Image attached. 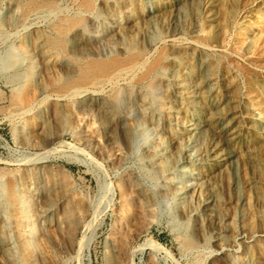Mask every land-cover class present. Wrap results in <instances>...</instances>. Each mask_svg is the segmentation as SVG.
<instances>
[{"label": "bare ground", "instance_id": "obj_1", "mask_svg": "<svg viewBox=\"0 0 264 264\" xmlns=\"http://www.w3.org/2000/svg\"><path fill=\"white\" fill-rule=\"evenodd\" d=\"M159 6L160 3L153 8L137 11L134 15L140 18L148 12L157 11ZM43 9L54 10L55 3L47 0H30L18 20L21 18L24 20L30 14ZM215 12H207L205 17L198 16L199 27L201 28L206 20L216 23L219 15ZM164 15L167 16V14ZM130 16L128 11H124L121 22L123 25H118L111 12H98L95 8V0H85L76 14L60 15L49 30L33 27L26 32L18 45L23 57L19 58L13 54L10 56L7 65L9 64V67L13 69L10 76L13 86L8 112L10 116L18 117L23 121L21 134H24L28 145L44 147L46 150L43 153L34 154L35 156L30 159L18 160L14 163L4 162L13 167H4L0 170V264H86L85 253L89 251L93 241V237L88 235L90 223L88 224L86 219L92 206L88 195L86 196L79 190L80 188L75 186L76 183L73 184L66 178L67 175H64L65 168L59 163L60 148L52 144L64 131H72L79 125L75 126L76 121L81 118L80 112L90 116L98 111L107 113L108 123L99 121L100 124L94 120L100 125L93 131L82 130V137L79 138H84V141L91 143L94 137L104 132L107 143H116L124 151L131 150L138 138L139 129L135 118H131V111L133 104L139 101L143 119L156 117L154 124L157 126L154 130L158 131L157 137L153 136L154 138H151L145 147L144 154L153 169L160 175L159 192L162 195L177 197L179 211H176V217L181 219V213L185 215V218L179 222L181 224L179 229L186 247L188 249L198 247V240L190 233L191 225L196 223L201 231V240L206 243L214 241L217 244L218 249H215L212 254L210 264H264V219L257 218L250 223L249 219L247 221L249 216L246 213V206L250 204L249 194L248 196L238 194L235 201L233 200L234 212L229 213L223 222L219 220L220 206L223 202L206 195L212 186L207 172L210 167L206 166L219 164L226 159H221L223 155L227 158L232 157V166L238 165L240 158L234 150L222 147L219 158L216 155L213 156L211 153L215 150L211 149V137L206 150L208 154L197 159L192 153L203 125L197 121L201 117L199 108H204L201 103L211 109L213 107L210 112L212 120L208 125L209 129L212 127L218 129L220 137L230 135L223 139L233 143V140L237 139L242 132L240 125L243 122L244 113L241 111L240 104L232 105L233 100L225 97L227 95L222 93L223 88L220 86L222 83L220 84V79L212 69L213 61L209 51L213 50L214 44L212 46L205 42L196 44L195 50L199 53L200 49L202 54L195 59V63L199 61L202 70L200 68L198 71L192 70L190 65L186 64L189 61L184 63L182 59L177 61L175 56L171 58L180 66V69L175 68L170 71L167 76L168 85L173 88L174 95L179 96L180 99L168 105L165 102L166 99L163 100L161 97L160 68L157 64L147 66L148 52L144 50L133 52L123 46L118 50L116 46H113L116 40L122 39L126 34ZM92 19L95 21L92 24L98 28L105 27L106 33L98 32L97 29L91 30L89 23ZM213 26L210 40L215 41L223 33L224 25L219 23ZM181 37L174 36L173 40L177 42ZM193 80L196 81L195 84ZM244 82L252 100L260 97L259 92L257 93V81L253 77L246 75ZM226 83L225 90H228L231 82L227 79ZM231 86H237V83L233 82ZM136 87L140 90H136ZM149 95L154 100L152 113L147 107L150 102L147 100ZM198 97L202 99V102L196 101L195 98ZM258 101H260L259 98ZM227 119L228 121L225 122ZM220 142L222 139L218 141ZM99 143L96 147L98 152L103 153L105 145ZM251 149L253 148L248 149L247 152ZM120 159L121 155L116 157V160ZM213 160L217 162L210 163ZM0 161L3 163L2 160ZM184 179L187 181H183ZM109 187L110 184L106 186L105 192L110 194V200L118 199L119 210L116 213L112 234L106 240L105 263L135 264V258L139 252L144 251L148 246L152 248L161 246L156 242L145 241L139 244L137 249L130 248L137 231L135 225L138 226L142 221L140 225L145 228L144 222L150 221V218L152 219L156 214L153 191L136 172L129 170L117 174L112 181V189ZM194 199L200 202L201 208L189 206L188 203ZM258 199L259 202L264 203L263 196ZM208 223L216 224L215 229L207 231L205 228L209 226ZM258 224L261 225L260 229L256 227ZM148 264H157V261L155 258H150Z\"/></svg>", "mask_w": 264, "mask_h": 264}, {"label": "rangeland", "instance_id": "obj_2", "mask_svg": "<svg viewBox=\"0 0 264 264\" xmlns=\"http://www.w3.org/2000/svg\"><path fill=\"white\" fill-rule=\"evenodd\" d=\"M29 1L30 0H0V160L3 161V163L0 161V170L4 167H13L4 162L14 163L18 162V160H24L28 158L30 159L36 154L43 153L46 150L44 147H33L28 145L27 141L24 139V134H21L23 121L20 118L18 119V117L10 116L8 112V106L10 105L11 100V90L13 86V82L10 80L13 69L12 67H9V64L7 65V63H9L10 56L13 54L19 58L23 57L22 52L18 49V45L19 40L24 34H26V32H29L33 27H40L49 30L52 23L56 21L60 15L76 14L79 6L85 0H47L55 3L54 10L43 9L39 12L30 14L28 18L26 17L24 20H21L22 18L18 20L19 16L21 17L22 13H24V8ZM247 1L95 0L96 10L98 12H111L113 16H115L118 25H123L121 22L123 21L124 11H128V14L131 15L129 20L130 22H128L129 28L127 32H125L126 34H124L123 38L120 39L121 41L116 40V44L113 46H116L118 50L123 46L125 49L131 50L133 52H137L138 50H144L148 52L149 64L147 66L157 64L160 68L159 72L160 75H162V78L160 79L162 80L161 97L163 100L166 99L165 102L168 105L172 101L175 100L178 102L180 99L179 96L174 95L173 88L168 85L169 79H167V76H169L168 74H170V71L175 68L180 69V66L171 58L175 56L177 61H181L182 59L184 60V63L189 61L186 64L188 66L190 65L189 67L192 70L194 69L198 71L201 69V67L199 61H196L195 63V59L200 57L202 51L199 49V53H197L195 50V47L197 46L196 44L201 42H205L211 46L214 44L212 46L213 50L209 51V53L211 55V61H213L212 69L215 75L217 74L216 76L220 79V84L222 83V85H220L223 88L222 93L227 95L225 96L226 98L228 97L230 100H233V102H231L232 105L239 103L241 111L244 113L243 122L241 121L242 124L240 125L242 132L237 139L233 140V143H229L227 139L223 138L230 137V135L220 137L217 132L218 129L213 127L210 128L211 131L209 129L208 123L212 120L210 112L213 107L211 109L209 106H206V104L201 103L204 108H199V114H201V117L197 119V121L201 122L203 125L201 133L198 137V141L192 150L195 158L199 159L202 157V155L205 156V154L209 153L206 150L210 137L212 138V142L210 144L211 149L215 150V152H210L213 154V156L216 155V157L218 156L219 158L222 153V148H226L227 150H234L237 156L240 158V163L238 165L232 166V157L227 158L226 155H223L221 159H226L220 161V165L217 164L213 166H206L210 167L207 172L209 173L212 181V186H210L209 190L207 191L208 194L206 195H210L215 200L219 199V201L223 202H220L221 217L219 220H222L221 222L226 219L225 217H227L229 213L231 214L234 212L233 210H235V205H233V200L235 201L238 194L246 196L249 194L248 199H250L251 205L248 203L246 206V213L247 216H249L247 217V221L250 220L249 223L257 218L260 220L264 219V203L259 202L258 199L260 196L264 197V138L262 139V137H264V0ZM158 3H160L161 7L159 6L157 11L148 12L142 15L140 18H137V16L134 15L135 12L142 9L153 8ZM140 7L142 8L140 9ZM170 10L171 12L173 10V14L170 12ZM211 11H216L215 13L219 15L218 21L213 23L206 20L207 22L205 21L203 26L200 28V20L198 16L203 15V17H205L207 12L209 13ZM164 14H167V16ZM15 18L17 19L15 20ZM161 18L162 21H160ZM223 21L225 22L223 23ZM94 22L95 21L92 19L89 23L91 30L97 29L98 32L106 33L105 27H95L96 25L92 24ZM219 23L224 25V34L222 33L217 40L212 41L210 40V36L213 33V25ZM147 27H149V29ZM181 30L183 32H181ZM174 36L182 37L177 42H175L173 40ZM176 52H178L180 56ZM246 75L253 77L257 81V93L259 92L258 95L260 97H256L254 100L250 98V95L246 90V84L244 82V77H246ZM227 79L231 82L230 86L233 82H236L237 86H231L232 88L229 86V89L225 90L227 87ZM192 82L193 84L196 83L195 80ZM135 89L140 90V88L138 89L137 87ZM147 98V100L150 101H147L150 105H147V107H149V112L152 113V107L154 109V100L151 95H149ZM258 98L260 101H258ZM195 99L197 102H202V99L199 97ZM139 104L140 101L137 104L135 102L133 106L131 104V118H135L134 120H136L135 122L136 124L138 123L137 126L139 127L137 135L138 138L133 146L134 148L131 150L124 151V149H122L116 143H107L106 133L104 132H101L98 137L96 136L97 139L94 137L91 143L84 141V138H79L82 137V130L93 131L96 126L101 124V121L108 123L107 113H99L98 111L93 112V115L91 114L90 116L88 114L86 115L84 112H80V117H83V119L80 118L75 124V126L79 124L77 125L79 128L76 126L72 131H64L61 137L55 140L52 144V146H58L60 148V151H58V156L60 157L59 163L63 164L65 168L64 175H67L66 178L72 181L73 184L76 183L75 186L78 189L80 188V191L85 193L86 196L88 195V199L90 200V204L92 206L90 208L91 210L89 211L86 222L88 224L90 223L88 235L93 237V241L89 251L85 253V263L106 264V240L112 234V229L116 222V213H118L119 210V202L118 199L115 198L110 200L111 196L105 192V188L110 184L109 188L112 189L111 184L115 176L121 172H126L129 170L136 172L144 181V183L153 191L156 207V214L152 217V219L150 218V221L146 222L148 224L144 222L143 225L145 228L141 226L142 221L140 223L141 225L138 223L140 227H138L139 225L137 226V224L135 225L137 231L141 232L138 233L136 231L134 236L135 238L133 237L134 240H132L130 248L137 249L139 244L145 241L156 242L157 244L161 245L159 246L161 247L160 249L159 247L152 248L151 246H148V248H146L144 251L139 252L135 258V264H148V260L150 258H155L157 264H210L212 254L215 252V249H218L216 242L210 241L206 243L201 240L202 238L200 228L196 225V223L192 222L194 225H191L190 233L195 239L198 240L199 243L197 248L188 249L186 247L185 240L183 241V236L179 229L181 225L179 222L185 218V215L180 212L183 218L181 216V219L176 217V213L179 211L176 201L177 197L174 195H162L161 192H159L160 190H158L160 189L159 183L161 182L159 177L160 175L153 169V166L144 154L145 147L150 142V139L157 137L156 133H158V131L154 130V127L157 126L154 124L156 123V117L151 116L150 119H143L144 116L140 113L141 107ZM223 105H225V102H223ZM262 106L263 108H258ZM96 117L97 119H94ZM94 120H97L98 122L100 121V124H96L98 122ZM227 121L228 119L225 122ZM205 124L207 126H204ZM17 126L20 130L17 129ZM247 126H250V129ZM99 137L102 140L99 139ZM221 139L222 142L218 143V141ZM22 140L24 142L26 141V143H23ZM178 140L180 141L181 138ZM98 143L102 144L103 146L105 145L104 148L106 150L104 149L103 153H100V151L98 152V147H96ZM221 143H223V145H221ZM250 148L253 149L248 151L250 153L248 154L247 150ZM118 154L121 155L120 160H116L117 156L120 157ZM110 162L114 163L112 164ZM216 162L217 161L213 160L210 163L215 164ZM258 170H260V172ZM183 181L187 180L184 179ZM259 187L263 190H261ZM111 194H113V192H111ZM188 204L192 207L196 206L195 208H201L200 202L196 199H194L192 202H189ZM254 206L256 210L254 209ZM179 209L181 210V208ZM207 225H209L205 228L207 231H212L215 229L214 226H216V224L211 223H208ZM259 226L261 225L258 224L256 227L259 228Z\"/></svg>", "mask_w": 264, "mask_h": 264}]
</instances>
